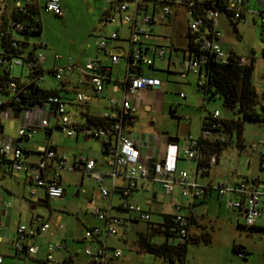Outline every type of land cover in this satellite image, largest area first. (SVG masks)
<instances>
[{"label": "built area", "instance_id": "2783aa9c", "mask_svg": "<svg viewBox=\"0 0 264 264\" xmlns=\"http://www.w3.org/2000/svg\"><path fill=\"white\" fill-rule=\"evenodd\" d=\"M12 1L10 10L8 0H0V72L11 74L15 68H23L28 75L19 81L0 77V122L2 119H13L14 110L19 111L18 119L21 121L15 140L1 135L0 169L5 168L10 173L24 172L28 180L29 196L41 195L50 200L58 199L64 194L59 171H78L98 185V195L102 199L109 200L104 208H91V214L102 223V227H91L84 234V240L90 242V246L83 250L85 262L70 258L58 260L52 253L37 258L40 246L36 242L48 231L49 226L42 217L34 215L31 216L28 226L17 224L15 227L11 247L16 258L23 264H28L29 261L33 264H109L118 260L122 254L120 250L109 247V239L118 233L127 220L150 223L148 211L129 201L133 191L147 181L159 184L164 195L170 199L175 186L180 187L183 197H189L192 201H205L210 194L215 193L219 199L225 198L226 206L239 214L244 227H258L264 236V225L259 223L264 220V179L257 176L245 177L235 183H199L198 174L202 177L204 172L215 165L217 156L203 152L198 138L190 137L183 148L177 143L166 144L164 157L151 163L152 176H149V162L142 161L140 148L129 132L136 121L135 113L138 109L133 104V99L141 90L161 86V81L154 75V63L164 59L166 49L169 52L181 50V75L192 73L197 76V88L202 94L208 62H229V55L220 43L218 19L222 14L218 8L208 5H214L216 0H104L100 9L102 21L118 27L109 34L98 35L95 38V50L104 52L112 66L118 65L121 60L125 61L124 73L120 79L113 77L111 66L98 59H89L81 65L68 60L45 71L42 67L45 56L41 50H37L45 47V44L39 42L37 46L30 47L27 39L21 42L14 37L17 34L25 37L36 36L33 33L38 27L25 20L36 0ZM222 2L225 4V12L229 14V19L226 18L231 23L243 22L245 14L250 12L260 18L264 29V0H256V7L252 9L248 0ZM41 9L54 16H62L59 0H46ZM180 18L184 20V26L178 34V39L184 44L181 48L177 49L169 37L156 38L153 34L155 27L172 28ZM122 27H125L123 37L119 32ZM162 38L166 39L164 42L171 43L170 46L159 43L157 39L164 40ZM20 43H25L20 46L22 54L14 55L2 51L18 49ZM58 59L55 56V60ZM262 59L264 61V45ZM246 62L247 60L240 58L237 64L243 65ZM68 74H76L78 84H87L90 89L87 92L76 91L68 102L59 95H53L32 107L20 105L21 109L17 108V104L24 98L26 100L33 89L39 88V84L47 75L59 85ZM108 85H111L113 94L120 95L105 99L106 110L98 117L102 123L72 122L67 106H84L95 98L99 99ZM179 96L185 98L182 93ZM261 98L264 110V91ZM210 115L213 122L202 132L203 137L224 142L225 136L213 131L217 129V121L222 119V116L218 111ZM31 127L41 130L59 129L67 137L94 139L106 144V171H96L95 162L84 156H73L69 165L67 158L58 155L48 142L35 148V153L39 155L38 160H27L21 140L27 136L26 131ZM180 159L195 162L192 176L177 168ZM258 167L264 173V154L259 157ZM114 195L119 198L117 205L112 204ZM0 206L7 209L10 204L5 203L0 196ZM174 207L177 211L181 208L179 205ZM122 212H126L128 216H123ZM166 215L174 226L176 244L184 243L189 236V216L180 213ZM156 228L163 230L160 226ZM65 249V243L53 246V251ZM237 256L241 259L247 258L244 251H239ZM2 261L3 257L0 256V264Z\"/></svg>", "mask_w": 264, "mask_h": 264}, {"label": "rangeland", "instance_id": "374dc122", "mask_svg": "<svg viewBox=\"0 0 264 264\" xmlns=\"http://www.w3.org/2000/svg\"><path fill=\"white\" fill-rule=\"evenodd\" d=\"M43 3L44 0H39ZM250 8L256 7V0H248ZM62 16L57 17L40 9L41 34L39 36L15 35L19 41L28 40L33 44L41 38L46 43L42 53L48 60L57 56L59 63L71 60L74 64H84L89 59H98L102 63L112 67L113 77L120 79L124 73L125 61L121 60L118 65L112 66L104 52L88 50L96 34L113 31L118 25L104 27L101 14V3L98 0H59ZM12 0H8V8L12 9ZM182 18L172 28L155 27L153 34L156 38L169 37L177 49L184 44L178 39L179 31L184 26ZM106 24V23H105ZM183 24V25H182ZM107 28V29H106ZM234 29L224 15L218 19V29L221 33L220 43L225 52H233L241 59L253 61L252 86L257 95L258 102H261V95L264 91V61L262 59V48L264 45V34L261 32L260 18L247 12L245 20L238 23ZM100 31V32H99ZM123 37L125 27L119 28ZM157 39L159 43L170 46L171 43L164 42L165 38ZM169 50H165L163 61L155 62L154 75L161 81L157 91L150 92V98L160 94L159 104L150 111L139 108L136 113V123L131 127V132L158 134L161 141L166 142L169 138L176 137L180 148H183L188 137L196 139L201 133L202 118L209 113L218 111L222 118L233 117V114L226 112L222 101L218 98L213 100L205 99V96L197 88V76L192 73L181 75V50H171L170 63L167 69ZM21 70L15 68L11 75L20 78ZM118 75V76H117ZM48 77V75L46 76ZM103 94L100 95L97 107L93 112L101 113L105 99L118 96L113 94L111 85L106 86ZM184 94L185 98L179 95ZM71 121H78V116L72 107H69ZM19 119H2L0 125L4 135L16 139L20 126ZM30 133V131H26ZM31 134V133H30ZM47 132L39 130L29 137V144L42 145L47 139ZM227 143L221 146L218 153L217 163L209 169V175L200 178L198 182L213 184L220 182L235 183L242 178L259 177L264 179V173L259 170L258 160L264 154V123L262 121L245 120L237 143L234 132L224 133ZM51 141L58 147L62 156L67 158L71 165L73 156L94 157L98 154L99 165L106 170L102 161V154L99 153L100 142L97 140H84L74 137H67L61 131H52ZM41 147V146H38ZM104 165V166H103ZM195 162L191 160H180L178 169L187 171L191 176L195 171ZM62 185L65 194L58 199L47 200L45 205L38 202L43 196L30 197L28 187L24 185V173L0 172V196L10 207L5 209L0 206V235L3 242L0 243V255L3 256L4 264H23L20 260H13V249L11 237L16 224L29 225L32 215L45 219L50 230L46 235L37 240L40 246L39 257L52 253L56 258H62L60 252L50 250L52 242L66 243L69 249L68 254L73 255L77 262L84 261L83 250L90 246V243L82 241L85 232L91 227H102L92 214L91 208H104L109 200L102 199L98 195V185L90 180L85 174L78 171L60 170ZM118 183H122L119 182ZM108 186V181L105 182ZM113 203H119L117 195L112 197ZM129 201L133 205L140 206L148 211L150 223L126 221L118 233L109 239L108 245L111 249L120 250L122 256L109 264H171L163 257H157L146 251H141L136 246V234H146L148 227H158L163 223V215L169 213H180L183 215L192 214L195 223L190 230V236L194 240L186 245V253L183 264H264V236L261 230L244 227L239 214L226 206L225 198L219 199L215 193L206 201H192L189 197L181 195V189L174 187L172 199L165 196L160 185L147 181L133 191ZM174 205L181 208L176 210ZM6 211L2 215V211ZM115 213H118L115 211ZM128 216L126 212L121 213ZM196 222H195V221ZM259 223L264 225V220ZM204 238L208 241L204 242ZM164 237L161 235L151 236L150 242L161 243ZM168 243L176 245L173 238H168ZM234 245L242 247L248 253L247 259H241L233 251ZM67 254V255H68ZM177 263V262H176ZM173 264V263H172Z\"/></svg>", "mask_w": 264, "mask_h": 264}, {"label": "trees", "instance_id": "16d2710c", "mask_svg": "<svg viewBox=\"0 0 264 264\" xmlns=\"http://www.w3.org/2000/svg\"><path fill=\"white\" fill-rule=\"evenodd\" d=\"M209 7H216L219 9L222 15L229 19V14L225 12V4L222 0H216L214 5H210ZM206 7V5H205ZM202 12V9H201ZM27 22H30L33 25L38 27V30L33 33V35L39 36L41 34V22L37 18V9L36 7H32L30 10L29 16L25 17ZM229 21V20H228ZM234 29L237 24L228 22ZM261 32H264L263 25L260 24ZM264 34V33H263ZM25 45V43H20L18 49L12 50H2L6 53L12 54H22L23 50L20 46ZM229 62L227 64H217L213 61H209L206 66V83L205 89L203 91V95L207 100L220 99L222 101V106L226 110V112H230L233 114V117L222 118L217 121L218 127L213 131L218 132L219 134L228 133L231 134L234 132L237 137V143L239 144V136L242 131L243 122L245 120H254V121H262L264 123V110L261 106V102H258L257 95L252 86V74H253V61L249 59L245 64L239 65L237 64L240 59L239 56L234 54L233 52H229ZM0 77L9 78L13 81H19V78L11 77L9 73L0 72ZM55 95L53 92H46L40 88H35L31 91L27 97V99L17 104V108H20V105L32 107L35 104H40L46 98ZM262 99V98H261ZM211 113L204 116L201 122V133L198 137L200 144L202 145V150L205 153H214L217 156L221 149L222 145L227 143V140L224 142L213 141L209 138H204L202 132L206 129L207 126H210L213 120L211 119ZM88 124H100L102 121L97 117H86L85 120ZM50 130H47L49 133ZM27 136H25L26 138ZM101 148L103 153L105 154L106 144L101 143ZM209 174V170L202 174V177H206ZM44 201L47 200L44 199ZM189 216L190 226L193 223V217ZM167 215H163V223L160 224V227H163V230L159 228H154L152 226L148 227V232L146 234L138 232L136 234V246L141 251H146L150 254H153L157 257H163L167 259L171 264H183L184 257L186 253V245L188 242H193V238L188 236V239L182 244H169L168 238L171 237L174 239V230L173 224L168 220ZM137 222V221H133ZM149 224V223H148ZM189 226V228H190ZM256 229V228H250ZM161 235L164 237V241L161 243H152L150 242L151 236ZM208 239L204 238V242H207ZM233 251L236 254L239 251L245 250L237 245L232 247ZM246 253V252H245ZM248 255V253H246ZM177 262V263H176Z\"/></svg>", "mask_w": 264, "mask_h": 264}, {"label": "crops", "instance_id": "0c3cea01", "mask_svg": "<svg viewBox=\"0 0 264 264\" xmlns=\"http://www.w3.org/2000/svg\"><path fill=\"white\" fill-rule=\"evenodd\" d=\"M99 1V3H101V6H102V4H103V2H104V0H98ZM46 2V0H44V2L43 3H40V1L39 0H36V4H35V6L34 7H36V9H37V18L40 20V9L42 8V6L44 5V3ZM100 19H101V14H100ZM104 24H102V26H104V27H102V28H100V31H104V28L105 27H107V26H110V25H112V24H108V23H106V22H104V21H102ZM106 23V24H105ZM107 29V28H106ZM115 30V29H114ZM42 31V30H41ZM99 31V32H100ZM110 32H112V31H107V32H102V33H99V34H96L95 36H94V40H93V42L90 44V46H88V50H95V38L98 36V35H101V34H109ZM39 42H42L41 41V38H39L38 39V41H36L35 43H33V44H28L30 47L31 46H37V44L39 43ZM27 43H28V40H27ZM42 43H44V42H42ZM45 44V47H42V48H37V50H41V52H42V50L43 49H45L46 48V43H44ZM28 45H27V50H29L28 49ZM26 49V48H25ZM170 58H171V52H169V55H168V60H167V69H168V66H169V63H170ZM60 59V58H59ZM59 59L58 60H55V57L54 58H52V61L50 62V64H48L47 62H48V60H47V58L45 57V61H44V63L42 64V67H43V69L45 70V71H49V70H51L53 67H55V66H57V65H60V63L58 62L59 61ZM161 61H163V60H161ZM63 64V63H62ZM78 64V63H77ZM154 67H155V63H154ZM24 70H21V76H20V78L19 79H21V80H24V78L25 77H27V75H28V73H27V71L24 73L23 72ZM11 77H13L12 75H11ZM39 88L40 89H42L43 91H46V92H53L55 95H59L61 98H63L64 99V101H66V102H68L69 100H71L72 98H73V95H74V93L77 91V92H87L89 89H90V87L87 85V84H83V85H80V84H78V76L76 75V74H68V75H66L65 77H64V80L59 84V85H56L55 83H54V80H53V78L50 76V75H48V77H45L44 78V80H43V82H41L40 84H39ZM160 88V87H159ZM159 88H154V89H144V90H141V91H139L138 92V95H137V97L135 98V99H133V104L135 105V106H137L138 107V109L139 108H143V109H145V110H147V111H149L150 110V108H154L155 106H157L158 104H159V99H160V94L159 93H156V95H155V97H152V98H150V92H152V91H157ZM95 100L97 101L98 99L97 98H95V99H93L89 104H86V105H84V106H67V108H68V111H70L69 110V107H72L73 109H74V111L76 112V115L79 117L78 118V121H73V122H77V123H80V122H84L85 120H86V117H88V116H91V117H100V115H101V113L102 112H104L106 109H105V106L103 105V107L102 108H99V109H102V111H101V113L99 112H97V113H95V112H93V110H95V108L97 107V102H95ZM156 108V107H155ZM137 109V110H138ZM69 114H70V112H69ZM136 123V122H135ZM135 123L132 125V127H134V125H135ZM20 126H21V121H20ZM20 126H19V128H20ZM2 129V131H0L1 132V134L3 135V136H5L4 135V131H3V128H2V126L0 125V130ZM39 130H41V129H39V128H37V127H31L30 129H28V131H30V133L31 134H35V132H37V131H39ZM53 130H56V131H60L59 129H53ZM53 130H50L49 131V133H47L48 134V136H47V139H46V141L44 142V143H42V145H44L46 142H48V143H50V145L53 147V149L55 150V152L58 154V155H61V153L58 151V147H57V145L55 144V143H53L52 141H51V137H52V131ZM46 132H47V130H45ZM129 132H130V136H131V138L132 139H134L136 142H137V144H138V146H139V148H140V153H141V159H142V161H158V160H161L163 157H164V154H165V147H166V144H168L169 142H170V139H175L176 140V142H172V143H177L178 144V146L180 147V145H179V141H178V139L176 138V137H173V138H169L166 142H164V141H161V138L158 136V134H153V135H155V136H153L152 137V134H150V133H140V135H137V133L136 132H131V128L129 129ZM30 133H27V137L26 138H23L22 140H21V144H22V146H23V148H24V150H25V153H24V157L27 159V160H32V161H36V160H38L39 159V155L38 154H36L35 153V148L36 147H38V146H42V145H38V144H36V143H28L29 142V137L31 136V134ZM75 138V140L76 141H78L79 140V138H77V137H74ZM98 142H100V141H98ZM99 149V153L100 154H102V163L104 164V162H105V154L103 153V150H102V148H101V142H100V148H98ZM89 159H92L94 162H95V170L96 171H98V172H104L103 170V167L101 166V165H99V157H98V154L96 155V156H94V157H88ZM180 160H182V159H180ZM180 160H178V162L180 161ZM178 162H177V168H178ZM104 166V165H103ZM105 167V166H104ZM106 171V170H105ZM0 172H7V170L5 169V168H1L0 169ZM8 173H10V172H8ZM24 173V172H23ZM10 174H12V173H10ZM209 175V174H208ZM200 178H203V177H200ZM61 183H62V181H61ZM24 185H26V186H28V180H27V178H26V175H25V173H24ZM63 186V185H62ZM64 194H65V189H64ZM63 194V195H64ZM211 196V194L208 196V198ZM118 197V196H117ZM38 198H40V195H38ZM207 198V199H208ZM41 199H43L44 200V197H42ZM206 199V200H207ZM46 200H50V199H46ZM205 200V201H206ZM46 204V203H45ZM45 204H43V205H45ZM112 204H114L113 203V200H112ZM114 205H117V204H114ZM6 214V211H2V215H5ZM191 215V217H192V214H190ZM42 219H43V217H42ZM43 221L44 222H46L45 221V219H43ZM127 221H129V222H133V221H130V220H127ZM195 221V220H194ZM196 222V221H195ZM195 223L193 222L192 223V225L190 226V228H189V235H190V230L192 229V226L194 225ZM17 225V224H16ZM15 225V226H16ZM49 226V225H48ZM261 227V226H260ZM256 229H258V230H260V228H256ZM14 231H13V235H12V237H11V241H12V238H13V236H14V232H15V228L13 229ZM50 230V227H49V229H48V231ZM48 231L44 234V235H46L47 233H48ZM262 231V230H261ZM43 235V236H44ZM42 236V237H43ZM42 237H40V238H42ZM10 241V242H11ZM82 241H85V242H88V243H90L89 241H87V240H82ZM3 242V236L2 235H0V243H2ZM65 243V242H64ZM55 244H60V243H58V242H52V244H51V246H50V250H52L53 251V246L55 245ZM65 245H66V249L65 250H55V252H60V254H62V258H60V259H58V258H56L54 255H53V257L55 258V259H58V260H63V259H67V258H70V259H72V260H74V261H76L75 260V258H74V256L73 255H69L68 254V252H69V249H68V247H67V244L65 243ZM92 246H93V244H92ZM246 252V251H245ZM68 254V255H67ZM0 256H2V255H0ZM248 256V255H247ZM246 256V257H247ZM3 257V256H2ZM37 258H42V257H39V255L37 256ZM84 258H85V256H84ZM12 259L13 260H19L18 258H16V256H15V253H14V251H13V255H12ZM245 259H247V258H245ZM21 261V260H20ZM86 261V258L84 259V261L83 262H85ZM2 264H4V261H2ZM28 264H33V262L32 261H29L28 262Z\"/></svg>", "mask_w": 264, "mask_h": 264}, {"label": "water", "instance_id": "95a60500", "mask_svg": "<svg viewBox=\"0 0 264 264\" xmlns=\"http://www.w3.org/2000/svg\"><path fill=\"white\" fill-rule=\"evenodd\" d=\"M19 118V111L18 110H14L13 112V119H18ZM1 132H0V139H1ZM170 142H176L175 139H170ZM152 161H149V165H148V168H149V176H152V165H151ZM39 203L41 204H45L46 201L44 200H38Z\"/></svg>", "mask_w": 264, "mask_h": 264}, {"label": "flooded vegetation", "instance_id": "af4514ba", "mask_svg": "<svg viewBox=\"0 0 264 264\" xmlns=\"http://www.w3.org/2000/svg\"><path fill=\"white\" fill-rule=\"evenodd\" d=\"M150 110H151V108H150ZM150 110H149V111H150Z\"/></svg>", "mask_w": 264, "mask_h": 264}]
</instances>
